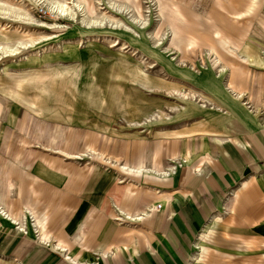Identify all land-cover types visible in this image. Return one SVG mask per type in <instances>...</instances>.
<instances>
[{"label": "crops", "instance_id": "1", "mask_svg": "<svg viewBox=\"0 0 264 264\" xmlns=\"http://www.w3.org/2000/svg\"><path fill=\"white\" fill-rule=\"evenodd\" d=\"M249 64L246 83L193 77L205 104L188 105L193 124L172 137L13 138V157L0 155V264H264V73ZM91 142L112 165L82 157Z\"/></svg>", "mask_w": 264, "mask_h": 264}, {"label": "rangeland", "instance_id": "2", "mask_svg": "<svg viewBox=\"0 0 264 264\" xmlns=\"http://www.w3.org/2000/svg\"><path fill=\"white\" fill-rule=\"evenodd\" d=\"M1 1L28 13L24 19L0 15V155L5 158L14 155L13 138L26 144L23 139L47 138L50 132L63 145L69 131L94 143L99 133L107 143L108 137H172L193 124L184 109L203 104L193 77L212 74L223 86L230 74L246 83L243 58L249 52L260 58L250 70L264 73V0H62L72 6L74 20L63 19L48 2ZM93 15L108 17L91 27L87 18ZM12 43L17 49L9 53ZM215 55L226 66L223 75ZM258 87L264 95V84ZM178 92L195 93L197 100L171 94ZM249 100L256 105V94ZM94 143L85 145L82 157L112 165ZM0 174L6 178L2 168Z\"/></svg>", "mask_w": 264, "mask_h": 264}, {"label": "bare ground", "instance_id": "3", "mask_svg": "<svg viewBox=\"0 0 264 264\" xmlns=\"http://www.w3.org/2000/svg\"><path fill=\"white\" fill-rule=\"evenodd\" d=\"M36 1H38V2H41V1H44V2H48L49 3V5H50V7H52L53 9H55L58 13H59V15H61V16H63V19H64V17H67V18H65V19H67V20H74V18H75V12H74V10L72 9V6H69L67 3H65V2H62V0L60 1V0H36ZM8 2V1H7ZM5 3V2H2L1 0H0V15H3V16H6V17H9V18H11V19H24V18H28V13L27 12H25V10H24V8L23 7H20V6H17V5H14V3L12 4L11 2H9V3ZM67 2V1H66ZM73 2V1H72ZM77 3V2H76ZM109 3V2H108ZM112 3V2H111ZM44 4V3H43ZM113 4V3H112ZM115 4V3H114ZM114 4H113V7H114ZM74 5V4H73ZM78 8H80L81 7V5L80 4H78V5H76ZM83 6V5H82ZM117 6V5H116ZM123 6V5H122ZM49 7V8H50ZM124 7V6H123ZM74 8V7H73ZM84 9V8H83ZM116 10H115V12H117V11H119V12H121V9L120 8H115ZM80 11V10H79ZM84 12H85V10H83ZM127 12V11H126ZM81 14H83L82 12H81ZM84 15V14H83ZM2 16V17H3ZM87 16V15H86ZM81 17V16H80ZM108 17V16H107ZM105 15H100V16H96V15H93V16H90V17H88L87 18V24L88 25H91V27H92V25L93 26H95V25H98L99 27H100V25H102L103 24V21H104V19L103 18H105V20H107L106 18H107ZM110 18V17H109ZM62 19V18H61ZM84 19H85V17H84ZM114 19V18H113ZM145 19V18H144ZM110 20V23H112V20L111 19H109ZM135 20V19H134ZM82 21V20H81ZM136 21H138V20H136ZM140 22V21H139ZM144 22V21H143ZM85 23H86V19H85ZM109 23V24H110ZM142 23V22H141ZM118 24V22H116V21H114V25H117ZM121 24V23H120ZM146 24V23H145ZM86 25V24H85ZM119 25V24H118ZM142 25V24H141ZM144 25V24H143ZM111 26V25H110ZM123 26V25H122ZM2 27H3V25H2ZM102 27V26H101ZM117 27V26H116ZM126 27V26H125ZM128 27V26H127ZM97 28V27H96ZM129 28V27H128ZM113 29H114V27H113ZM27 39V38H26ZM29 40V39H28ZM21 41V40H20ZM159 40H157L156 41V43L158 42ZM18 43V42H17ZM17 43H12L11 45H10V47L9 48H7L8 50H7V52H9V53H13V52H15L16 51V45H17ZM25 45V44H24ZM1 46V45H0ZM20 46V45H19ZM157 46H159V48H163V47H161L162 46V44H158ZM2 47V46H1ZM3 48V47H2ZM26 47H24V49H25ZM167 50V49H166ZM171 50H168V52H170ZM19 52V51H18ZM164 53L166 52L165 51V49H164V51H163ZM6 53V52H5ZM4 54V53H3ZM214 57V63H215V65L217 66V71H218V73L220 74V75H223L224 73H226V66H224V65H222V63L220 62V58L218 57V56H213ZM253 58H254V56L252 55V54H247V55H245L244 56V61H245V63H246V65L247 64H249V63H251L252 62V60H253ZM226 89L228 90V91H232V90H235L234 88H233V86H231V85H229V84H227L226 85ZM177 92V91H176ZM231 93V92H230ZM172 95H176L177 97H179V98H181L182 100L184 99V100H189L190 102H194L195 100H197V97H196V95H195V93H188V94H186V93H181V92H178V93H171ZM232 94V93H231ZM240 94H241V91H239L238 93H237V95L238 96H240ZM233 95V94H232ZM233 96H235V94L233 95ZM245 96V95H244ZM1 97V96H0ZM4 98V97H3ZM5 99V98H4ZM202 100V99H201ZM201 100H199L200 102H202L203 104H202V106H204V104H205V102H203V101H201ZM245 101V100H244ZM207 102V101H206ZM207 105V104H206ZM216 106V105H215ZM130 112L128 113L129 114V118H131L132 119V117H133V114L131 113V110H129ZM128 116V115H127ZM134 118V117H133ZM130 121V120H129ZM89 153H91V154H96V152H89ZM82 156H87V154H83ZM105 161H107V162H111V161H109V160H106L105 159ZM119 168L121 169V170H124V171H126V172H129V173H135V174H141L142 173V170H140V169H131V168H128L127 166H125V165H123V164H120L119 165ZM166 174V173H165ZM0 215H2V216H8V214L6 213V211L4 210V209H2V208H0ZM12 223V222H11Z\"/></svg>", "mask_w": 264, "mask_h": 264}, {"label": "built area", "instance_id": "4", "mask_svg": "<svg viewBox=\"0 0 264 264\" xmlns=\"http://www.w3.org/2000/svg\"><path fill=\"white\" fill-rule=\"evenodd\" d=\"M92 264H98L97 262H94V263H92Z\"/></svg>", "mask_w": 264, "mask_h": 264}]
</instances>
